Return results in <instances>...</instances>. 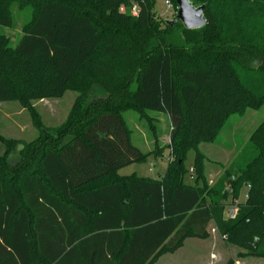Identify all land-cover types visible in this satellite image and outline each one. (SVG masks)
Wrapping results in <instances>:
<instances>
[{
	"label": "trees",
	"instance_id": "1",
	"mask_svg": "<svg viewBox=\"0 0 264 264\" xmlns=\"http://www.w3.org/2000/svg\"><path fill=\"white\" fill-rule=\"evenodd\" d=\"M190 1L204 5L202 28L161 19L154 0H0L2 26L14 25V4L31 9L15 47L0 33V103L21 102L40 132L16 165L17 141L0 135L11 152L0 156V264H154L187 238L206 239L211 222L264 258V121L248 146L257 154L242 151L222 185L205 182L198 151L229 116L264 106V0ZM68 90L77 96L66 120L45 130L32 102ZM126 110L168 115L162 177L117 173L152 154L132 143ZM246 185L226 219L225 201Z\"/></svg>",
	"mask_w": 264,
	"mask_h": 264
},
{
	"label": "rangeland",
	"instance_id": "2",
	"mask_svg": "<svg viewBox=\"0 0 264 264\" xmlns=\"http://www.w3.org/2000/svg\"><path fill=\"white\" fill-rule=\"evenodd\" d=\"M166 1L154 0L158 16L168 21L170 19L175 20L178 9L175 8L172 2L169 7ZM30 10V8L21 10L18 5L14 4V25L12 27L0 25V33L11 38L12 47H15L21 39L23 25L30 19ZM133 14L137 15L138 11L135 10ZM180 38L181 35L179 34ZM259 63V60H253L251 61V66H258ZM76 96V92L68 90L61 98H47L32 102L37 112L41 115L42 125L45 130L53 133L57 127L64 123L69 110L76 101ZM145 112L150 120L141 117L134 110H126L123 116L128 128L131 130L132 143L139 147L142 152H151L152 154L143 163L128 164L118 169L117 173L124 176L135 173L140 177L158 179L162 177L171 157V148L169 145L172 144L170 140L172 128L167 114L149 110ZM263 121L264 106L248 108L243 113H235L229 116L223 123L219 134L213 142H205L199 145L198 151L204 158L202 161V173H204V180L209 187L218 186V184L222 185L226 182L227 177L231 175L228 171L233 167L234 160L242 151L247 160L252 157L253 153L257 154L256 148L251 151V148H248V146L252 134ZM150 125L156 128L158 149H156V143L151 128L149 127ZM39 133L33 116L21 102L16 100L15 102L0 103V135L17 141V148L11 150L13 153L9 158L11 164H18V161L23 158V154L20 151L25 147L24 142H32ZM9 147L5 141H0L1 157H7L11 153L8 152ZM195 155L196 151L190 150L186 161V167L189 170L186 182L189 184H193L191 175H194ZM225 188L227 191L231 190L229 184H226ZM247 192L248 185L243 186L238 198L239 200L236 199L235 201L243 203L246 200L245 195ZM230 201L231 197H228L225 203H229ZM194 243L199 250L197 254L193 249ZM176 251L165 254L173 255L177 253ZM231 259L236 260L237 264H264V258L251 256L247 249L238 247L225 236L222 237L219 235L214 223H210L208 237L206 239L197 237L190 238L183 252L178 253L176 258L169 259V263H167L168 260H165L161 264H208L209 260H211L212 264H226Z\"/></svg>",
	"mask_w": 264,
	"mask_h": 264
},
{
	"label": "water",
	"instance_id": "3",
	"mask_svg": "<svg viewBox=\"0 0 264 264\" xmlns=\"http://www.w3.org/2000/svg\"><path fill=\"white\" fill-rule=\"evenodd\" d=\"M178 4V10L175 20H169L171 24L181 21L187 29H199L207 23L204 16V5L196 6L190 0H175Z\"/></svg>",
	"mask_w": 264,
	"mask_h": 264
},
{
	"label": "crops",
	"instance_id": "4",
	"mask_svg": "<svg viewBox=\"0 0 264 264\" xmlns=\"http://www.w3.org/2000/svg\"><path fill=\"white\" fill-rule=\"evenodd\" d=\"M166 170V169H165ZM192 176V175H191ZM249 188L250 187H248V191H249ZM245 199H247V197H248V192L246 193V195H245ZM239 200V199H238ZM232 201V200H231ZM230 201V202H231ZM228 203V206H227V208L229 207V205L231 204V203ZM227 210V209H226ZM211 223H213V222H211ZM210 225V224H209ZM209 227V226H208ZM190 239V238H189ZM189 239H187L186 241H185V244L183 245V246H181L176 252V254H165V255H163V256H161V258L157 261V262H155L154 264H161L163 261H165V260H168V262L167 263H169V259H174V258H176V256L178 255V253H181V251L183 252L184 251V249L186 248V246H187V243L189 242ZM196 244L194 243V245H193V249H194V251H195V253L197 254L198 252H199V250L197 249V246H195ZM214 263V262H213ZM208 264H212V262H211V260H209L208 261Z\"/></svg>",
	"mask_w": 264,
	"mask_h": 264
},
{
	"label": "built area",
	"instance_id": "5",
	"mask_svg": "<svg viewBox=\"0 0 264 264\" xmlns=\"http://www.w3.org/2000/svg\"><path fill=\"white\" fill-rule=\"evenodd\" d=\"M168 6L170 7L171 5V1L169 2L168 0L166 1ZM135 11V10H134ZM133 11V13H134ZM192 178L194 179V176L192 174ZM239 201H233L232 204L229 205V207L227 208V210L225 211V218L226 219H233L236 214H237V210H238V203Z\"/></svg>",
	"mask_w": 264,
	"mask_h": 264
}]
</instances>
